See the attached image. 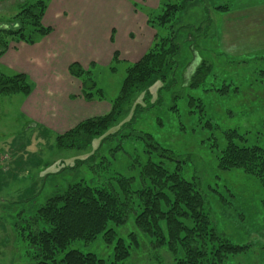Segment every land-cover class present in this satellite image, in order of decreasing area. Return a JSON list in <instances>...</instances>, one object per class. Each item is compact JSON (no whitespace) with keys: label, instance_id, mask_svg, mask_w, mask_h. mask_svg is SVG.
<instances>
[{"label":"rangeland","instance_id":"374dc122","mask_svg":"<svg viewBox=\"0 0 264 264\" xmlns=\"http://www.w3.org/2000/svg\"><path fill=\"white\" fill-rule=\"evenodd\" d=\"M36 1L48 3L49 0H0V27L28 30L30 21L18 15ZM159 4L153 10L159 11ZM139 6L151 9L143 4ZM172 24L174 30L189 27L181 28L176 39L180 44L177 78H189L196 60L212 69L203 87L207 86V92L192 94L204 101V112L190 110L188 119L183 118L188 110L179 101L175 112L166 111L170 108L169 101L174 102L169 94L179 92L176 87L168 93L163 91L160 102L153 104L158 96L156 91L162 86L157 83L150 90V101H143V96L137 98L135 105L139 104L143 113L138 112L120 133L122 124L132 117L131 113L126 114L127 109L104 134L105 139H95L84 151L60 150L55 145L57 134L32 128L35 124L27 123L19 110L22 95H0V264L35 263L37 251L28 238L24 239L30 232L28 228L33 226L34 207L61 192L66 184L84 180L92 185L94 180L98 182L116 174L131 179V190L137 191L149 186V180L144 175L142 178L140 172L151 162L169 170L180 163L182 178L198 182L205 197L204 212L208 214L209 228L213 227L219 237L227 238L231 244L243 247L240 254L229 256L225 264H264L261 203L264 194L258 180L241 170L216 168L229 130L242 135L246 146L264 149L263 0H193L187 10L176 13ZM199 27L202 28L197 33ZM182 34L188 35L186 40ZM122 66L118 65L113 74L106 72L105 67L94 72L92 78L107 99L119 92L124 77ZM217 89L224 93L213 91ZM198 115L202 120H197ZM148 135L165 149L166 157L147 145L153 143ZM93 155L96 156L92 158L94 171L106 172L99 179L87 166L78 164L76 171L69 170L77 160L84 162ZM132 218L115 230L117 238L126 241L130 233H135L138 248L117 264H175L167 247L142 235ZM72 250L94 254L111 264L114 242L108 245L101 237L89 243L75 241L63 253Z\"/></svg>","mask_w":264,"mask_h":264},{"label":"trees","instance_id":"16d2710c","mask_svg":"<svg viewBox=\"0 0 264 264\" xmlns=\"http://www.w3.org/2000/svg\"><path fill=\"white\" fill-rule=\"evenodd\" d=\"M192 2L193 0H177L176 3H171L170 0H160L159 11L142 9L133 4L145 14L147 25L155 31V35L145 55L137 63L124 67V77L116 97L107 99L103 91L97 88L92 77L101 68L95 63H90L86 69L75 62L68 66L69 75L81 83L82 98L85 101L105 100L109 103L110 110L106 115L84 120L66 133L56 135L55 145L58 149H88L95 139H105L104 134L121 117L123 110L127 109L126 114L131 113L132 117L122 124L120 133L142 111L139 104L135 105L137 98L143 96V101H150V90L157 83L162 86L156 91L158 96L154 105L162 99L163 91L168 93L172 87H176L179 92L169 94L174 102L169 101L170 108L166 111H174L179 101L188 110L183 118L191 117L190 110L204 112V101L200 96L192 97V94L207 92V86L203 87L212 75L210 65L196 60V67L194 65L189 78H177L176 73V58L180 52V44L176 39L181 35V28L189 27L174 30L172 21L177 12L187 10ZM46 8L47 2L36 1L20 11L19 18L24 17L23 20L30 21L28 30L22 27L24 31H11L7 25H4L6 28L0 27V57L7 51L10 42L34 44L51 33V29L42 24ZM200 28L202 27L197 28V33ZM182 35L186 40L188 35ZM117 57L118 54L114 53L112 64L105 69L106 72H116ZM32 88V83L24 74L5 76L0 73V95L20 94L26 97ZM221 89L213 91L223 94ZM197 120H202V117L198 115ZM148 139L151 142L154 140L150 135ZM147 145L162 152L161 157H166L163 154L165 149L157 142H147ZM92 158L96 156H90L84 162L77 160L69 170L76 171L78 164L87 166L99 179L106 172L103 169L95 172ZM99 164L101 165V161ZM180 168V163L174 170L148 163L140 174L142 178L144 175L149 180V186L137 191L131 190V179L116 174H110V177L98 182L94 180L92 185L84 180L66 184L61 192L57 191L43 204L34 207V218L31 219L33 230L28 228L30 232L24 235V239L28 238L37 251L34 264H107L94 254H82L74 250L63 253L72 242L89 243L99 237L108 245L114 242L111 264L124 261L130 257L133 249L138 248V241L135 233L129 234L128 241L117 238L115 228L125 225L129 217H133V223L142 235L159 246L167 247L175 264H225L229 256L240 254L243 247L231 244L227 238L219 237L213 227L209 228L208 214L204 212L205 197L199 184L182 178ZM216 168L221 171L241 170L246 175L254 176L264 194V149L257 145L246 146L244 137L234 129L227 131ZM261 203L264 208V198ZM178 255L180 256L177 257Z\"/></svg>","mask_w":264,"mask_h":264},{"label":"crops","instance_id":"0c3cea01","mask_svg":"<svg viewBox=\"0 0 264 264\" xmlns=\"http://www.w3.org/2000/svg\"><path fill=\"white\" fill-rule=\"evenodd\" d=\"M133 4L155 9L159 0H49L42 24L51 33L34 44L9 43L0 57V73L24 74L32 83L19 104L32 128L61 135L109 112L107 101L82 98L81 83L67 69L74 62L84 69L90 63L108 68L114 53L123 69L137 63L155 32Z\"/></svg>","mask_w":264,"mask_h":264},{"label":"water","instance_id":"95a60500","mask_svg":"<svg viewBox=\"0 0 264 264\" xmlns=\"http://www.w3.org/2000/svg\"><path fill=\"white\" fill-rule=\"evenodd\" d=\"M3 28H6V26H3Z\"/></svg>","mask_w":264,"mask_h":264}]
</instances>
